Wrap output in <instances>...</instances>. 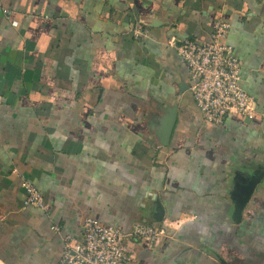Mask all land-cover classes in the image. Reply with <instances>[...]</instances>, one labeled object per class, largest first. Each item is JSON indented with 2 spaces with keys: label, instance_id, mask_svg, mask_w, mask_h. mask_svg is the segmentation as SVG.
<instances>
[{
  "label": "crops",
  "instance_id": "obj_1",
  "mask_svg": "<svg viewBox=\"0 0 264 264\" xmlns=\"http://www.w3.org/2000/svg\"><path fill=\"white\" fill-rule=\"evenodd\" d=\"M0 2V264H59L88 218L164 229L129 241L127 264H264V0ZM219 17L256 113L214 125L174 46L206 42ZM253 170L234 222L233 177Z\"/></svg>",
  "mask_w": 264,
  "mask_h": 264
},
{
  "label": "built area",
  "instance_id": "obj_2",
  "mask_svg": "<svg viewBox=\"0 0 264 264\" xmlns=\"http://www.w3.org/2000/svg\"><path fill=\"white\" fill-rule=\"evenodd\" d=\"M9 15L10 11L0 2V16ZM228 30V22L219 17L206 42L186 39L174 46L192 78L189 91L193 103L202 120L214 125H222L230 116L249 118L256 113L253 99L241 84L240 62L226 42ZM136 31L141 32V29ZM22 188L25 204L44 211L45 200L35 186L24 179ZM53 229L58 231L57 227ZM164 236L162 227L151 224L136 223L124 232L88 218L82 222L80 240L62 238L59 264H127L129 241L135 240L151 248Z\"/></svg>",
  "mask_w": 264,
  "mask_h": 264
},
{
  "label": "water",
  "instance_id": "obj_3",
  "mask_svg": "<svg viewBox=\"0 0 264 264\" xmlns=\"http://www.w3.org/2000/svg\"><path fill=\"white\" fill-rule=\"evenodd\" d=\"M169 127L166 128V135L169 132ZM263 172L260 170H253L247 176H241L235 173L233 177V187L229 193L230 200L233 207L232 221L238 222L240 216L247 202L250 200L256 186L261 181ZM162 219V208L158 201L155 202V211L152 216V222H159ZM222 264H225L221 261Z\"/></svg>",
  "mask_w": 264,
  "mask_h": 264
}]
</instances>
